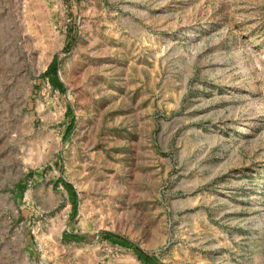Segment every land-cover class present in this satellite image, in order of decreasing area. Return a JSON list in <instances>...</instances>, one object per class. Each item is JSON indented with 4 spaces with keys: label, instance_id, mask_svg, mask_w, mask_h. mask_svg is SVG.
Instances as JSON below:
<instances>
[{
    "label": "rangeland",
    "instance_id": "1",
    "mask_svg": "<svg viewBox=\"0 0 264 264\" xmlns=\"http://www.w3.org/2000/svg\"><path fill=\"white\" fill-rule=\"evenodd\" d=\"M0 264H264V0H0Z\"/></svg>",
    "mask_w": 264,
    "mask_h": 264
},
{
    "label": "trees",
    "instance_id": "2",
    "mask_svg": "<svg viewBox=\"0 0 264 264\" xmlns=\"http://www.w3.org/2000/svg\"><path fill=\"white\" fill-rule=\"evenodd\" d=\"M54 71H56V70H54ZM121 242L124 243V244L129 243L127 240H121Z\"/></svg>",
    "mask_w": 264,
    "mask_h": 264
}]
</instances>
